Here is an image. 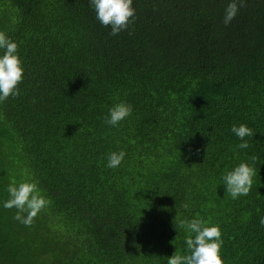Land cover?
Listing matches in <instances>:
<instances>
[{"label": "trees", "instance_id": "trees-1", "mask_svg": "<svg viewBox=\"0 0 264 264\" xmlns=\"http://www.w3.org/2000/svg\"><path fill=\"white\" fill-rule=\"evenodd\" d=\"M231 2L133 0L113 36L90 0H0L25 69L0 102V264H167L187 254L176 216L218 225L225 264H264V0L225 25ZM121 102L131 115L108 125ZM253 155L233 199L222 177ZM25 181L52 201L30 227L3 207Z\"/></svg>", "mask_w": 264, "mask_h": 264}, {"label": "clouds", "instance_id": "clouds-1", "mask_svg": "<svg viewBox=\"0 0 264 264\" xmlns=\"http://www.w3.org/2000/svg\"><path fill=\"white\" fill-rule=\"evenodd\" d=\"M91 6L96 12V18L105 27H111L110 35H117L126 30L133 22L135 8L133 0H90ZM246 6L245 0H232L225 10L224 24H229L237 15L239 8ZM18 43L14 42L0 31V102L8 97L16 98L20 95L19 84L24 78L23 61L18 52ZM133 107L124 102L118 103L109 110L105 117V123L117 126L122 120L131 115ZM231 131L242 141L237 145L239 149L250 147L246 137L255 135L252 128L245 124L231 127ZM124 151L112 152L108 157L107 167L116 168L124 160ZM206 159V158H205ZM251 163L241 162L233 170L223 175V184L226 185V192L233 199L240 196H247L253 187L256 176L255 163L259 159L253 155ZM9 199L3 203L6 209H16L14 219L23 225L30 227L37 215L52 201L46 198L38 187L37 181H25L18 185L13 182L7 188ZM184 208L188 209L189 204L185 203ZM175 226L186 231L187 254H181L176 250L175 254L168 258L167 264H225L221 255L223 245L222 230L218 225L208 226V222L202 218H185L179 220ZM260 224L264 226V217H261ZM174 243V241H173Z\"/></svg>", "mask_w": 264, "mask_h": 264}]
</instances>
